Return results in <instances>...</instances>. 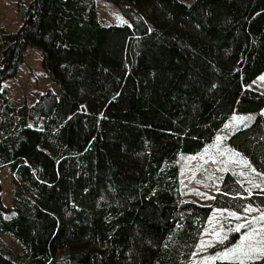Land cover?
Here are the masks:
<instances>
[{
  "label": "trees",
  "instance_id": "trees-1",
  "mask_svg": "<svg viewBox=\"0 0 264 264\" xmlns=\"http://www.w3.org/2000/svg\"><path fill=\"white\" fill-rule=\"evenodd\" d=\"M106 1L129 24L103 25L94 0H32L0 28L14 211L0 206V264H188L214 209L264 207L230 172L210 204L182 200L177 162L251 114L226 141L264 176V94L247 87L264 72V0ZM27 46L59 93L12 105L1 84Z\"/></svg>",
  "mask_w": 264,
  "mask_h": 264
},
{
  "label": "rangeland",
  "instance_id": "rangeland-1",
  "mask_svg": "<svg viewBox=\"0 0 264 264\" xmlns=\"http://www.w3.org/2000/svg\"><path fill=\"white\" fill-rule=\"evenodd\" d=\"M31 1L0 0V28L8 32L16 31L22 23V9ZM94 1L98 19L103 25L129 24L114 3L106 0ZM41 60L40 50L32 46L25 48L15 74L1 84L10 104L30 106L47 89L59 93L57 85L43 69ZM247 87L264 94V72ZM262 114L264 115V108ZM251 119V114H232L212 142L198 153L178 158L179 191L182 200L210 204L226 172L235 174L248 192L264 191V176L257 173L226 141L233 129ZM12 184L13 176L9 169L0 166V206L7 209L2 212L6 219L14 215ZM262 215L264 207L255 206L248 201L241 211L214 209L188 264H215L218 261L246 263L260 259L264 256V220L260 219Z\"/></svg>",
  "mask_w": 264,
  "mask_h": 264
},
{
  "label": "snow or ice",
  "instance_id": "snow-or-ice-1",
  "mask_svg": "<svg viewBox=\"0 0 264 264\" xmlns=\"http://www.w3.org/2000/svg\"><path fill=\"white\" fill-rule=\"evenodd\" d=\"M260 219L261 220H264V215H262L261 217H260ZM237 230H239V226H238V228H237ZM239 247V246H238ZM235 250H230V252H234ZM257 251H260V250H257ZM222 255H227V254H222ZM241 264H243V262H241Z\"/></svg>",
  "mask_w": 264,
  "mask_h": 264
}]
</instances>
